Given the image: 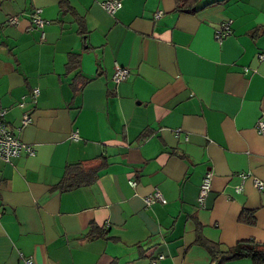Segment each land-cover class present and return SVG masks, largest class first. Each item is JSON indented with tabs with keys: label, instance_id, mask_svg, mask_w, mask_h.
I'll list each match as a JSON object with an SVG mask.
<instances>
[{
	"label": "crops",
	"instance_id": "obj_1",
	"mask_svg": "<svg viewBox=\"0 0 264 264\" xmlns=\"http://www.w3.org/2000/svg\"><path fill=\"white\" fill-rule=\"evenodd\" d=\"M59 1L0 0V109L33 149L0 160V264H214L205 241L264 251V0ZM77 162L96 178L57 189ZM155 188L164 202L146 205Z\"/></svg>",
	"mask_w": 264,
	"mask_h": 264
},
{
	"label": "built area",
	"instance_id": "obj_2",
	"mask_svg": "<svg viewBox=\"0 0 264 264\" xmlns=\"http://www.w3.org/2000/svg\"><path fill=\"white\" fill-rule=\"evenodd\" d=\"M100 5L103 9H105L108 13H113L117 8L120 7L121 1L120 0H103L100 2ZM154 17L158 18L161 15V12H155ZM32 24L30 25L31 28L38 27L41 28L43 25V19L39 15V9H36L32 15ZM16 17L10 19V22H16ZM229 31L228 22H223L221 26L217 30H215L214 37L217 40H220L223 36L226 35ZM262 57H264V54L260 53ZM128 74V69L121 65H115L113 73L111 75V79L114 82H119L120 80L124 79L126 75ZM37 92V89L33 90V93ZM35 94V93H34ZM5 113V110L0 109V160L9 161L13 156L17 155L20 151L24 150L27 151V153L32 154L33 149L30 144H26L22 142L18 137L14 135V133L5 125L3 121V115ZM30 121V115L25 110L23 111L21 122L23 124L28 123ZM256 129L264 133V109L261 110L259 119L256 121ZM77 132H73V136H76ZM248 173L243 172L240 173V180L244 179ZM254 184L257 188L261 189L264 187V184L261 180L254 178ZM240 181V182H241ZM238 182V184L235 186L236 189L241 188V183ZM128 183L134 187L135 180L132 178L128 179ZM210 188V173H207V175L204 177V181L201 183L199 187V192L197 195V200L200 204L204 201L207 193L209 192ZM145 204L149 205L153 203L154 201H161L164 202V199L162 197V194L160 193L158 188H155L153 190V193L146 195L143 197ZM163 254L158 253L156 255V258H162ZM27 264H33L32 260L27 261Z\"/></svg>",
	"mask_w": 264,
	"mask_h": 264
},
{
	"label": "trees",
	"instance_id": "obj_3",
	"mask_svg": "<svg viewBox=\"0 0 264 264\" xmlns=\"http://www.w3.org/2000/svg\"><path fill=\"white\" fill-rule=\"evenodd\" d=\"M176 1L178 5L184 2V0H176ZM59 3L61 7H65L66 0H60ZM27 112L30 115L29 111ZM3 121L7 126L4 118ZM95 178H96L95 168L93 167L86 168L83 162L67 163L64 168L62 177L57 181V183L54 186L59 190H69L81 185H88ZM89 232L90 234H92L93 230L90 229ZM198 239L200 238L198 237ZM204 245L207 247L210 255L212 256V260L215 261L214 264H222L223 261L226 259L245 256V255H249L255 259L257 257L259 258L258 260L264 261V251L256 249L255 246H253L249 242H246L245 240L233 246H229L226 251L218 250L217 247L211 242L205 241Z\"/></svg>",
	"mask_w": 264,
	"mask_h": 264
},
{
	"label": "clouds",
	"instance_id": "obj_4",
	"mask_svg": "<svg viewBox=\"0 0 264 264\" xmlns=\"http://www.w3.org/2000/svg\"><path fill=\"white\" fill-rule=\"evenodd\" d=\"M150 205V204H149Z\"/></svg>",
	"mask_w": 264,
	"mask_h": 264
}]
</instances>
